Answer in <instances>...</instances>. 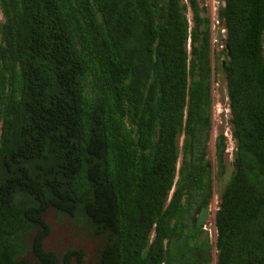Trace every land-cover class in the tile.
Returning <instances> with one entry per match:
<instances>
[{
  "label": "trees",
  "instance_id": "obj_1",
  "mask_svg": "<svg viewBox=\"0 0 264 264\" xmlns=\"http://www.w3.org/2000/svg\"><path fill=\"white\" fill-rule=\"evenodd\" d=\"M220 1L217 53L208 0H0V264H85L51 212L92 264H264V0Z\"/></svg>",
  "mask_w": 264,
  "mask_h": 264
},
{
  "label": "rangeland",
  "instance_id": "obj_2",
  "mask_svg": "<svg viewBox=\"0 0 264 264\" xmlns=\"http://www.w3.org/2000/svg\"><path fill=\"white\" fill-rule=\"evenodd\" d=\"M212 2V0H209ZM217 1V0H216ZM2 16L0 15V21H2ZM213 99H214V104H213V129H212V141L210 144V151H212V154L210 155L211 157L214 156L215 151H216V142L215 139L217 136L221 133H224V135L228 138V144H227V151L226 152V161L230 163L233 158V149H234V142L231 143L229 138L231 137V131L229 129H226L225 122L222 118V115L220 114V106L227 105V91L226 87L220 84L219 82H216L215 78L213 81ZM215 196L213 203L211 204V215L209 216L207 220V225L206 227L209 229H213L214 225V218L215 214L214 212L216 211L217 208V202L220 194V187H221V182L217 181L216 186H215ZM47 219L52 225V233L51 235L47 238L45 247L47 250H55V251H62L64 248H68L69 246H76L79 247L80 245L84 246L86 248V251L88 253V256L86 257L85 264H92L93 257L95 256L97 252V247L93 244H90L89 242H86L83 239H75L74 236L72 235L73 232V227H72V221L69 217L67 216H61L58 215L55 212H51L47 215ZM211 239V238H210ZM212 242H214L212 240ZM86 243V244H85ZM31 257H33L32 254H30Z\"/></svg>",
  "mask_w": 264,
  "mask_h": 264
},
{
  "label": "clouds",
  "instance_id": "obj_3",
  "mask_svg": "<svg viewBox=\"0 0 264 264\" xmlns=\"http://www.w3.org/2000/svg\"><path fill=\"white\" fill-rule=\"evenodd\" d=\"M184 2L186 3V4H188L189 5V0H184ZM208 5H209V9H210V13H211V22L213 23V17L214 16H218V18L220 19V21L221 22H223L222 20H221V18H220V7H221V1L220 0H212V2L211 1H209L208 0ZM189 10H190V8H189ZM191 11V10H190ZM190 16H191V12H190ZM223 24V23H222ZM223 26H224V24H223ZM225 27V26H224ZM211 28H212V24H211ZM226 28V27H225ZM212 30V29H211ZM226 30H227V28H226ZM226 41H227V37H226V40H225V47H227L226 46ZM212 45H213V32H212ZM224 50V49H223ZM213 52H217L216 51V49H214V47H213ZM222 52V51H221ZM217 53H219V52H217ZM227 91V90H226ZM226 100H227V105H224V106H220V114L222 115V118H223V120H224V122H225V124H226V126H225V128L226 129H229L230 131H231V128H230V126H229V124H228V120H229V118H230V115H231V109H230V105H229V97H228V93H227V96H226ZM221 134H223L224 135V133H221ZM225 136V135H224ZM226 137V136H225ZM226 139H227V141H228V138L226 137ZM229 140L231 141V143H233L234 142V140H233V136H232V131H231V137L229 138ZM228 150V149H227ZM234 150V149H233ZM228 152V151H227ZM232 153H233V151H232ZM210 208V207H209ZM211 213H212V211H211V208H210V214H209V216L211 215ZM214 214H215V212H214ZM214 223H215V218H214ZM206 225H207V223H205L203 226H204V229L206 230V231H208V233H209V236H210V238H211V240H213L214 242H215V239H216V235H217V231L215 232V234L214 235H211L210 234V232H209V229L206 227ZM202 226V227H203ZM215 225H213V229L215 228L214 227ZM214 250H216V248H215V246H214Z\"/></svg>",
  "mask_w": 264,
  "mask_h": 264
},
{
  "label": "built area",
  "instance_id": "obj_4",
  "mask_svg": "<svg viewBox=\"0 0 264 264\" xmlns=\"http://www.w3.org/2000/svg\"><path fill=\"white\" fill-rule=\"evenodd\" d=\"M212 32H213L214 49H216L217 52L223 51V49H225V40L227 37V30L223 26L218 16L213 17ZM209 232L211 235H214L216 232V229L209 228Z\"/></svg>",
  "mask_w": 264,
  "mask_h": 264
},
{
  "label": "water",
  "instance_id": "obj_5",
  "mask_svg": "<svg viewBox=\"0 0 264 264\" xmlns=\"http://www.w3.org/2000/svg\"><path fill=\"white\" fill-rule=\"evenodd\" d=\"M209 214H210V208L207 207V208H204L198 218V221H197V227L200 228L202 227L208 220L209 218Z\"/></svg>",
  "mask_w": 264,
  "mask_h": 264
}]
</instances>
